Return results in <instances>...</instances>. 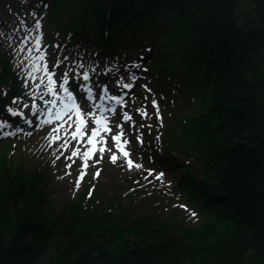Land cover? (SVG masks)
I'll return each instance as SVG.
<instances>
[{"label":"trees","instance_id":"obj_1","mask_svg":"<svg viewBox=\"0 0 264 264\" xmlns=\"http://www.w3.org/2000/svg\"><path fill=\"white\" fill-rule=\"evenodd\" d=\"M49 23L68 34L98 32L104 52L167 22L157 67L168 64L205 103L187 119L202 178L186 168V191L202 210L199 227L175 231L111 209L95 212L86 185L57 218H46V177L0 148V264H264V11L261 0H41ZM0 52V85L14 72ZM179 66V67H178ZM9 97L21 95L12 82ZM4 109L0 98V111ZM123 225L119 224L120 220ZM129 238H126V236ZM49 253L47 261L43 260Z\"/></svg>","mask_w":264,"mask_h":264},{"label":"rangeland","instance_id":"obj_2","mask_svg":"<svg viewBox=\"0 0 264 264\" xmlns=\"http://www.w3.org/2000/svg\"><path fill=\"white\" fill-rule=\"evenodd\" d=\"M47 12L41 0H0V52L15 74L13 80L0 86V95L6 97L7 90L14 87L11 86L13 81L21 92L18 98L6 97L4 110L0 111V124L6 125L0 128V133H13L0 135V148L7 147L4 156L8 161L15 160L19 155L25 158L23 167L28 173L36 170L45 175L47 205L44 216L57 218L64 213L87 185V193L95 192V212L113 209L116 213H125L127 220L124 222L143 217L153 225L169 223L175 231L181 230V227H199L205 214H202L196 197H191L185 190L184 176L186 168L190 167L192 174L202 178L201 163L193 158L189 141L183 140L179 131L183 122L199 116L205 103L184 87L186 80L179 70L181 66H178L174 78L168 70L163 73L168 64L157 67L154 63L155 53L160 48L167 54L172 52L170 47L159 46L164 38L159 32L166 30L167 22L162 20L152 30L144 29L135 33L133 38L125 36L113 50L104 52L98 32L92 29L78 35L68 34L60 23H49ZM37 21L40 24L38 30L35 27ZM37 36L40 37L38 47ZM75 54L80 57L77 66L71 62ZM28 55L33 56L31 60ZM41 55L42 60L38 59ZM41 64L47 70L46 75L55 76L58 88L67 74L65 86L82 106L89 100L94 102L102 97L107 98V102L120 100L116 105L107 107L112 113L111 131L103 136L102 142L99 139L97 151L87 161L84 153L73 159L66 158L63 148L56 153L59 158L52 157L48 145L41 146L44 149L42 152H34L44 142L42 139L48 128H56L57 125L46 123L40 115L46 109L42 102L55 110L51 99L37 97L38 82H31L25 77L28 72L35 75ZM33 65L36 68L34 71ZM86 71L88 81L83 79ZM133 75L135 80L131 79ZM31 79L35 80V77ZM128 83L132 84L129 90L123 87ZM48 87V84L44 85L43 91L50 97L52 93L48 92ZM51 87L53 89L54 85ZM88 89L91 90V98ZM62 92V89L57 90L50 98L56 99ZM64 95L67 96L65 92ZM98 107L84 108L83 112L91 120L99 112ZM10 108L21 110V118L11 117ZM105 115L110 118L108 113ZM125 115L130 119L125 120ZM120 128L123 130L122 137L129 141L123 148L130 153L128 158L134 164L141 165L140 168H129L127 158L115 147V141L112 146L111 137L120 135ZM87 137L88 133L84 140ZM107 141H110L111 147H108ZM91 147L88 144L86 151ZM100 147H104L105 152L100 153ZM112 151L116 154L120 152L116 163L110 159ZM85 163L88 165L86 168L83 167ZM81 171L85 176L77 187L76 179ZM97 171L99 175H96ZM118 221L124 224L121 219ZM48 255H44V261H47Z\"/></svg>","mask_w":264,"mask_h":264},{"label":"bare ground","instance_id":"obj_3","mask_svg":"<svg viewBox=\"0 0 264 264\" xmlns=\"http://www.w3.org/2000/svg\"><path fill=\"white\" fill-rule=\"evenodd\" d=\"M32 57L33 56H29L28 55L29 60H31ZM79 58L80 57L77 56L76 54L74 56H72L71 62L73 61L72 62L73 66H77L78 65V59ZM32 64H33V62H32ZM32 69H33V71L36 69V68L34 69V65L32 66ZM46 72H47V70L44 69L42 64H41L40 70L38 72L36 71L35 75H33L31 72H28V74L26 73V75H25V77L27 79H29L31 82H34V81L38 82L37 85H39V87L36 88V96L41 98L42 100L51 99V101H55V104L52 103V105H54L56 107L55 110H52V108H50V106L48 104L42 102L43 103V107H45L46 109L42 110L40 115L43 116V119H45V121H51L50 123H53V124L57 123V125H55L56 128H52V129L48 128L46 134L44 135V137L42 139V141H44V142H41L40 146H38V148L35 149L34 152H36L38 154L39 152H42L44 150L43 148H41V146H47L48 145L50 150H52V154H51L52 157H57L56 156L57 151L59 149L63 148V150L65 151V153L63 155L66 158L73 159L72 158V157H74L72 155L73 151H77L78 154L84 153L86 151L87 145L89 143H88V140H84V136L86 135L87 132L89 133L91 131V130L88 131V129L90 127L88 125L89 122L93 123L92 127L96 126L95 122L93 121L94 116H92L91 120H89L90 118H89L88 115L84 116L82 114L83 119L89 120V121H87V125L85 124L84 128L82 129V131L84 132V135H82V136L78 135L75 138H73L72 134L76 131V123H77V118L76 117H77V115L72 113L71 110L70 111L68 110V107H69V102L68 101H70L68 97L65 96V97L60 98V99H59V97H57L56 99H52L50 97L51 96L53 97V94H51V96L49 97L48 94L43 91L44 85L48 84V79L45 76ZM51 76H52V80L54 81V83L52 84V85H54L53 92L57 93V90L60 91V86H59V88L56 86L58 84L56 83V80L54 79L55 76L54 75H51ZM30 77L31 78L35 77V80L31 79ZM107 100L108 99L107 98L105 99L104 97H102L100 99L99 98L95 99L94 102H91L89 100L87 103L84 104V106L80 105V107L81 108L83 107L82 110L84 111L85 110L84 108L92 109V108H94L96 106H99L98 110L99 111L102 110V112L101 113L97 112L95 114V116L97 118H99L100 114L108 113L110 118H108V116H106V117H103L102 119H106L107 118L108 122H106V126H107V128L110 129V127H108V125L110 124L109 120L112 119V117H111L112 113H110L108 111L107 107H109L111 105H114V104L116 105L117 101L107 102ZM51 110H52V112H51ZM80 111H81V109H80ZM58 112L61 114V119H59V120L55 119V116H56V114ZM81 113H82V111L80 112V114ZM69 116H71V119L68 118ZM84 117H86V118H84ZM126 122L127 121H125V123ZM185 124H186L185 122L182 123V127H181V129L179 131V134H181V130H182V128H183V126ZM67 129H69V130H67ZM119 130H120V134H121L123 132L122 128H120ZM69 132H72V133L70 134ZM108 133L109 132L101 131L99 136H97L95 138V140L97 141V144H98V141L101 138V136L102 137L103 136H107ZM122 135H123V133H122ZM122 135H121V142L124 140ZM57 136L59 137V139H53L54 137H57ZM130 139H132V138H130ZM107 145H108V147H111L110 141H107ZM112 146L114 147V141H113ZM113 152L114 151H112V153ZM118 154H116L117 157H118L117 160L120 159V155H118Z\"/></svg>","mask_w":264,"mask_h":264},{"label":"snow or ice","instance_id":"obj_4","mask_svg":"<svg viewBox=\"0 0 264 264\" xmlns=\"http://www.w3.org/2000/svg\"><path fill=\"white\" fill-rule=\"evenodd\" d=\"M35 27H36L37 30L40 28L39 21L36 22ZM39 42H40V37L37 36L36 37V46L37 47L39 46ZM38 59L42 60L43 59V55L39 56ZM81 67H83V66L81 65ZM83 79L85 81H88L89 80V75H88V72L87 71L84 72ZM131 79L132 80H135L136 77L133 75L131 77ZM67 82H68V79H67V74H66L65 75V78H64V82L60 84V88L67 94L69 100H72L73 99L72 93L69 92V90H68L67 87H65V85L67 84ZM53 83H54V81L52 80V76L49 74L48 75V85H49L48 92L49 93H52L53 95H55V93L53 92V89L51 87V85ZM37 87H39V85H37ZM82 87H84V86H82ZM123 87H125V88H132V84L131 83L123 84ZM88 93H89V98H91V90L90 89H88ZM113 99H117V98L113 97ZM119 102H120V100L117 99V103H119ZM51 103L55 104V101H52ZM153 105H155V101H153ZM71 108L76 112V115H77L76 131L72 134L73 135V138H75L78 135H81V136L84 135V132L82 131V129L84 128L85 121H84L83 117L80 114L79 107L74 102L72 103ZM9 111L11 112L12 110L9 109ZM12 114L13 115H16L17 113L13 112ZM68 118L71 119V116H69ZM55 119H57V120L61 119V114L59 112L56 114ZM124 119L125 120H128V119H130V117H128L127 115H125L124 116ZM45 122L46 123H50L51 121H45ZM95 124L97 125V127H93L91 129V135L88 136V143L91 144L92 147L88 151L84 152V154H83L85 161H87L88 159H90L91 156H92V154L97 151V148H96L97 141L95 140V138L97 136H99L100 132L101 131H104V132L111 131L109 128H107V126H106V120L105 119L97 118L95 120ZM5 126H6L5 124H0V128H3ZM12 134L13 133H8V132L0 133V135H12ZM121 135H122V133L120 135H113L111 137V139L116 142L115 147L118 148L122 152V155L125 158H127L126 159V163H127V166L129 168H132V167L140 168L141 167L140 164H134L133 160L130 159V158H128L130 156V153L128 151L124 150L123 145L128 144L129 141L127 139H124L123 142L121 143ZM53 139H59V137L57 136V137H54ZM137 139H139V137H137ZM102 141H103V137L100 138V142H102ZM105 150L106 149L104 147H100L98 149V151L100 153L105 152ZM77 154H78L77 151H73L72 152V155L73 156H76ZM57 158H59V157H57ZM110 159H111V161L113 163H116L117 162L118 157H117V155H116L115 152H113L111 154ZM97 163H98V161H97ZM69 167H70V165H69ZM83 167H85V168L88 167L87 163H85L83 165ZM96 175H99V172L98 171H97ZM84 176H85V173L83 171H81L80 174H79V177L76 179V186L77 187H79L80 181L84 178ZM157 178H159V177H157ZM89 194H91V193H89ZM192 215H195V213H193Z\"/></svg>","mask_w":264,"mask_h":264},{"label":"water","instance_id":"obj_5","mask_svg":"<svg viewBox=\"0 0 264 264\" xmlns=\"http://www.w3.org/2000/svg\"><path fill=\"white\" fill-rule=\"evenodd\" d=\"M262 2V8H263V11H264V0H261Z\"/></svg>","mask_w":264,"mask_h":264}]
</instances>
